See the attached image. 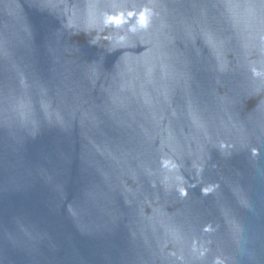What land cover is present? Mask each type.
Here are the masks:
<instances>
[{
  "label": "water",
  "instance_id": "obj_1",
  "mask_svg": "<svg viewBox=\"0 0 264 264\" xmlns=\"http://www.w3.org/2000/svg\"><path fill=\"white\" fill-rule=\"evenodd\" d=\"M0 264H264V0H0Z\"/></svg>",
  "mask_w": 264,
  "mask_h": 264
}]
</instances>
